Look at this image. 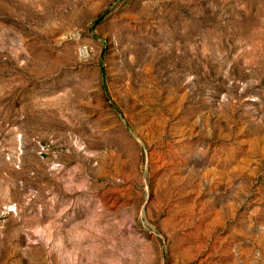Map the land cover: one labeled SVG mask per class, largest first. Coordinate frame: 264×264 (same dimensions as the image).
I'll return each instance as SVG.
<instances>
[{
    "label": "rangeland",
    "instance_id": "obj_1",
    "mask_svg": "<svg viewBox=\"0 0 264 264\" xmlns=\"http://www.w3.org/2000/svg\"><path fill=\"white\" fill-rule=\"evenodd\" d=\"M0 264H264V0H0Z\"/></svg>",
    "mask_w": 264,
    "mask_h": 264
}]
</instances>
